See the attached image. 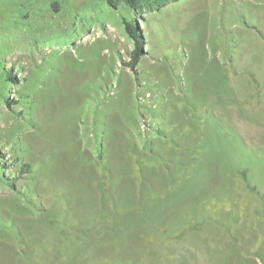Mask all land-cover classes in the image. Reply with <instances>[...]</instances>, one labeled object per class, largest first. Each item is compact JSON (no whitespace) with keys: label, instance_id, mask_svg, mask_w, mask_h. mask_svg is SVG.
Listing matches in <instances>:
<instances>
[{"label":"rangeland","instance_id":"rangeland-1","mask_svg":"<svg viewBox=\"0 0 264 264\" xmlns=\"http://www.w3.org/2000/svg\"><path fill=\"white\" fill-rule=\"evenodd\" d=\"M0 264H264V0H0Z\"/></svg>","mask_w":264,"mask_h":264},{"label":"trees","instance_id":"trees-1","mask_svg":"<svg viewBox=\"0 0 264 264\" xmlns=\"http://www.w3.org/2000/svg\"><path fill=\"white\" fill-rule=\"evenodd\" d=\"M108 3L117 8L121 1L125 2L131 8L136 10L143 8L147 3L155 1L159 6L169 2L170 0H107ZM126 30L134 41V48L130 52V60L128 61V66L136 67L139 63L141 56L144 54L143 40L139 32V28L136 24L126 21Z\"/></svg>","mask_w":264,"mask_h":264}]
</instances>
